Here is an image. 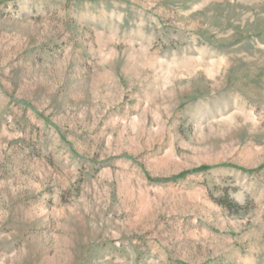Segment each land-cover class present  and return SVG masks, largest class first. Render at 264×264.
I'll return each instance as SVG.
<instances>
[{"label":"rangeland","instance_id":"rangeland-1","mask_svg":"<svg viewBox=\"0 0 264 264\" xmlns=\"http://www.w3.org/2000/svg\"><path fill=\"white\" fill-rule=\"evenodd\" d=\"M0 264H264V0H0Z\"/></svg>","mask_w":264,"mask_h":264}]
</instances>
